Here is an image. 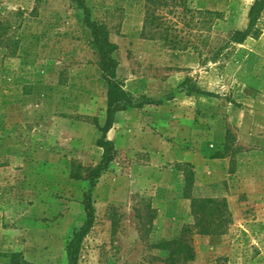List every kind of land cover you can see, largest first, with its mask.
Returning a JSON list of instances; mask_svg holds the SVG:
<instances>
[{
    "label": "rangeland",
    "instance_id": "374dc122",
    "mask_svg": "<svg viewBox=\"0 0 264 264\" xmlns=\"http://www.w3.org/2000/svg\"><path fill=\"white\" fill-rule=\"evenodd\" d=\"M254 1L188 0L221 14L198 53L144 38L145 0H85L135 106L106 133L76 264H169L158 245L195 224L193 199L213 229L185 264H264V9L257 36L226 45ZM84 17L76 0H0V264H68L85 220L73 174L101 160L107 82Z\"/></svg>",
    "mask_w": 264,
    "mask_h": 264
},
{
    "label": "trees",
    "instance_id": "16d2710c",
    "mask_svg": "<svg viewBox=\"0 0 264 264\" xmlns=\"http://www.w3.org/2000/svg\"><path fill=\"white\" fill-rule=\"evenodd\" d=\"M146 7L143 17L141 35L147 39L161 40L164 45L171 49L187 50L193 49L199 51L200 47L209 42V31L215 21L221 14L212 10H196L187 6L188 0H145ZM78 7L84 13V22L91 30L93 41L99 56L100 67L105 74L107 82L106 97V119L103 126L98 128L101 131V137L97 145L102 148V157L98 164L89 166L84 174H73L74 178L83 179L88 182V189L83 194V207L85 220L82 226L75 230L72 238L66 245V256L68 264H76L79 246L83 237L90 230L94 222L95 209L91 198V192L96 179L102 170L106 169L114 157L115 149L113 142L106 138L107 131L111 128L114 115L118 111L126 110L135 106L132 95L126 91L121 81L115 79V70L117 60L112 56L115 51V45L109 41L107 32L103 26L89 20L88 8L85 0H76ZM169 7L166 12L164 9ZM264 9V0H255L248 11V23L243 30H235L231 34L226 45L242 43L248 36H257L259 29L257 21ZM172 13V16L169 14ZM203 32L206 35H203ZM219 48L213 53V59L218 55ZM199 53V52H198ZM186 85V93H201L195 84L189 80L182 82L181 86ZM203 199H193L192 207L196 222L193 226H185L181 229L175 238L161 242L158 247L168 251L169 264H185L193 260L195 249L192 245V234H206L213 229L210 224L204 222ZM198 209V210H195ZM203 210V209H202ZM204 222V223H203ZM215 229V228H214ZM8 264H30L26 262L21 253H12Z\"/></svg>",
    "mask_w": 264,
    "mask_h": 264
}]
</instances>
